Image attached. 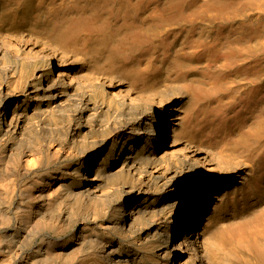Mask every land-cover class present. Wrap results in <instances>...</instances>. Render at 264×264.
Masks as SVG:
<instances>
[{
  "label": "bare ground",
  "instance_id": "1",
  "mask_svg": "<svg viewBox=\"0 0 264 264\" xmlns=\"http://www.w3.org/2000/svg\"><path fill=\"white\" fill-rule=\"evenodd\" d=\"M161 10L107 34L76 28L75 45L0 32V264H233L243 250L264 264V201L216 218L246 204L254 166L231 147L260 139L264 114L224 128L219 149L199 141L236 60L211 46L121 57L189 14Z\"/></svg>",
  "mask_w": 264,
  "mask_h": 264
},
{
  "label": "rangeland",
  "instance_id": "2",
  "mask_svg": "<svg viewBox=\"0 0 264 264\" xmlns=\"http://www.w3.org/2000/svg\"><path fill=\"white\" fill-rule=\"evenodd\" d=\"M102 1L103 0H0V32L10 34L13 37H16V34L18 35L17 37H19L20 34V36L33 40V42H39L38 44L47 42V40L40 39V36L50 38L48 42L52 44H60L62 41L60 45H65L63 40L70 37L72 38L70 44L75 45L78 40V32L82 31V28L84 29L83 31L87 33L89 32L90 35H95V32L97 31L107 34L115 28L130 23L141 24L142 22L149 20L150 12H153L155 9H162L161 12L164 14L169 12L174 15L188 11L189 14L180 17V20L177 19L174 23L163 24L160 28H153L154 30L150 29V33L148 32L146 34V37L148 38H146L145 35L142 38L140 37V39H138L139 41L134 44L135 46L137 45L136 47L134 45H128L122 52L121 57L127 58L128 61H138L137 59L144 60L150 56L165 57V59L167 58V60H170L183 50L192 52L210 46L216 47L222 54H232L235 57L236 62L231 67V69H234L235 71L230 75L231 80L233 79V84L229 87H225L221 92V95L224 97L226 96L224 102L227 104L223 103L222 106H216L215 108V113H218L217 115L215 114L214 117L215 125L212 129L214 133L209 136L211 138L205 137L202 140H199L198 136H195L204 145L215 146L214 148L216 149L219 146V149L225 141V134L223 132L225 130L224 128H231L232 126V128H234V124H237V126L241 124L236 123L238 120L239 122H242L243 120L251 121V119H253L252 117L255 115L258 116L259 113L264 114V3H260L258 0H211V2L223 1L225 3L226 11L224 13H219L212 6H202L203 2L201 0ZM212 4L213 3L210 5ZM122 7L125 9L123 10ZM76 15L78 16L76 17ZM89 16H92L91 19ZM86 17H89V19ZM85 20L89 22L86 23ZM98 21L101 22L99 23ZM89 24H93L91 31H89ZM107 25L109 26L107 27ZM62 26L64 28L66 27V31L63 30L64 28ZM70 26L73 27V29H71ZM76 28L79 31L77 32V35L74 36L73 31ZM12 32H14L15 35ZM58 32L61 33L59 34ZM29 36L33 37L29 38ZM52 39L53 41L51 42ZM152 43L153 46H151ZM165 53L166 55H164ZM119 58L120 57L117 56L112 59L111 62H120ZM162 76H164V73H162L161 77ZM138 82L140 81L138 80ZM248 95L253 97L249 103L246 100V98L249 97ZM236 113L237 116H235ZM221 115L222 117L220 119ZM225 116L226 118H224ZM219 120L221 126L219 125ZM215 137L220 140H216ZM254 140L246 145H234L236 149L233 146L231 147V150L240 157L248 158V160L252 162L254 170L251 176L252 179H250L248 185L249 187L243 191L242 195L240 194L238 196L239 199L243 198L245 200V206H243L244 202L237 204V208L235 209L238 210L236 213L232 211L231 207L223 209L217 214L216 218H219V221L226 217L228 218L231 216H238L242 213H249L252 211L255 204L264 201V130L260 139L255 138ZM239 146H242L243 148H240ZM246 148L250 150L248 151ZM251 153L253 155H251ZM227 202L228 200L226 201V204ZM216 218H211L210 225L213 224L212 222ZM124 219H126V215L123 216V220ZM241 256V259L238 258L236 259L237 261L234 260L233 264H261V262L255 260L253 255L246 250L241 251Z\"/></svg>",
  "mask_w": 264,
  "mask_h": 264
},
{
  "label": "water",
  "instance_id": "3",
  "mask_svg": "<svg viewBox=\"0 0 264 264\" xmlns=\"http://www.w3.org/2000/svg\"><path fill=\"white\" fill-rule=\"evenodd\" d=\"M41 37V39H43V40H47V41H49L50 39L49 38H47V37H43V36H40Z\"/></svg>",
  "mask_w": 264,
  "mask_h": 264
}]
</instances>
